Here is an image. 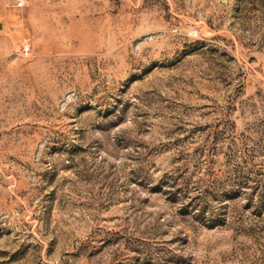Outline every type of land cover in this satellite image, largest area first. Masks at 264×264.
I'll return each instance as SVG.
<instances>
[{
    "label": "rangeland",
    "instance_id": "rangeland-1",
    "mask_svg": "<svg viewBox=\"0 0 264 264\" xmlns=\"http://www.w3.org/2000/svg\"><path fill=\"white\" fill-rule=\"evenodd\" d=\"M0 264H264V0H0Z\"/></svg>",
    "mask_w": 264,
    "mask_h": 264
},
{
    "label": "built area",
    "instance_id": "built-area-1",
    "mask_svg": "<svg viewBox=\"0 0 264 264\" xmlns=\"http://www.w3.org/2000/svg\"><path fill=\"white\" fill-rule=\"evenodd\" d=\"M17 4L20 6V5H22V2H18Z\"/></svg>",
    "mask_w": 264,
    "mask_h": 264
}]
</instances>
